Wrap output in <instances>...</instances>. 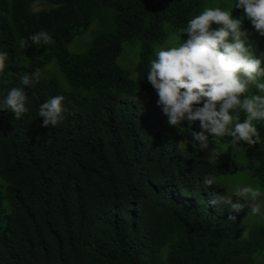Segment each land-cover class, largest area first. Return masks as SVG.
<instances>
[{"label":"trees","instance_id":"trees-1","mask_svg":"<svg viewBox=\"0 0 264 264\" xmlns=\"http://www.w3.org/2000/svg\"><path fill=\"white\" fill-rule=\"evenodd\" d=\"M212 3L0 0V51L8 53L0 99L42 70L25 89L28 113L15 120L0 108V264H264V225L249 209L207 204L210 193L229 192L218 179L243 164L181 149L188 123L167 131L158 104L142 99L156 50L171 34L188 35V21ZM41 30L51 45L27 39ZM87 32L88 48L70 52ZM130 42L139 51L135 78L118 64ZM59 95L65 119L42 127L40 105ZM242 143L244 168L264 189V148Z\"/></svg>","mask_w":264,"mask_h":264},{"label":"clouds","instance_id":"clouds-1","mask_svg":"<svg viewBox=\"0 0 264 264\" xmlns=\"http://www.w3.org/2000/svg\"><path fill=\"white\" fill-rule=\"evenodd\" d=\"M232 10L221 7L205 8L202 13L190 19L183 30L186 40L176 43L175 35L161 47L150 62L147 81L158 96L157 104L167 117L170 126L181 132L183 122H188L190 139L182 141L191 144L201 152L215 154L217 148L229 145L222 138H231L230 147L260 144L264 148V137L257 129V123L264 121V59L254 54L243 27L246 19L260 36H264V0H235ZM233 9H242L243 15L233 16ZM213 24L220 27L214 29ZM34 45H51L52 35L41 30L27 38ZM20 48L28 47L27 41H19ZM8 53L0 51V73L8 64ZM42 70L37 68L30 75L21 77L23 87L8 90L0 99V108L14 114L15 120L30 111L26 87L40 82ZM256 93L252 94V88ZM247 94V95H245ZM63 95L54 96L42 103L38 116L43 118L42 127H56L65 119L66 107ZM241 113L244 119L241 120ZM200 122L201 131H193L192 125ZM210 145H215L210 148ZM205 188L214 185V180L205 179ZM264 199L260 188L240 185L234 190L219 194L210 193L208 205L227 207L230 213L239 214L246 208L249 214H260L257 201ZM229 220H236L237 215Z\"/></svg>","mask_w":264,"mask_h":264},{"label":"rangeland","instance_id":"rangeland-1","mask_svg":"<svg viewBox=\"0 0 264 264\" xmlns=\"http://www.w3.org/2000/svg\"><path fill=\"white\" fill-rule=\"evenodd\" d=\"M209 2V0H208ZM234 0H213L212 3V7H221L224 10H232V8L230 7V5L234 4ZM43 8L42 4H37L35 6V10H41ZM207 8H209V5L207 6ZM242 14H238L235 12V9H233V16L234 17H240L241 15H243V12H241ZM92 27H96V25H93ZM91 27V29H92ZM212 27L214 29L220 27L219 25L213 24ZM243 27L244 29L247 30L248 32V36L247 39L252 47V50L254 52L255 55H257L259 58L264 59V36H260L258 32H256V30L253 28L252 24L250 21L248 20H244L243 21ZM93 28V30H94ZM92 33L91 32H87L85 35H82L78 38H76L68 47L69 51L72 53H81L83 51H85L92 38ZM174 35H170V38L167 42H165L164 44L160 45L159 48L161 47H168V46H173L172 44H170L169 42L173 40ZM176 38V43L178 44L179 42H182V40H186L188 38V35L185 36H175ZM137 42H130V43H126L124 45V50L122 55L120 56L119 60H118V64L123 67L124 69L128 70L130 73H132V76L135 78V74H134V69L135 66L138 62L139 59V51L137 47H129L131 44H134ZM125 49H126V54H125ZM264 66V65H262ZM52 77H55L56 75H51ZM63 80V81H62ZM60 85L63 87L65 85H67L65 78L61 75V80H60ZM147 85L149 87V93L144 94L142 96V99L146 102H154L157 103L158 100V96L156 94L155 89L153 88V86L147 82ZM253 90H255L254 86L252 88V94ZM258 94V93H257ZM247 95V94H245ZM155 100V101H154ZM185 123H188L187 121L183 122L182 127ZM165 125L167 127V131H178L181 132L179 130V128H177L176 126H170L167 122V117L165 116ZM200 122L197 121L194 125H192L193 127H195L198 131H201L200 127ZM260 125V129L259 132H261V135L264 137V121H260L257 123V127ZM190 139V136L187 135H182V141L188 140ZM230 137L229 138H222V140H224L222 143L229 145V147L226 148H217L216 152L214 155H212V153L210 151H206V152H201V151H197L196 149H194L192 147L191 144H188L187 142H183L184 146L195 151L198 153H201L207 157H211L215 160H221L224 162H241L243 164V169L241 170V172L235 176L232 177H223V178H219L218 181L225 185L229 192L234 190L236 187L240 186V185H251L253 187H258L260 188L261 192L264 193V189L261 188L255 180H253L251 178V176L249 175V172L246 168H244L245 166V162L242 159L243 153L241 148L238 146L235 149H232L230 147ZM215 145H210V148H214ZM256 203H258L260 205V214L258 215H251L249 214V219L251 222H258L260 224L264 225V199H261L259 201H257ZM250 211V209H249ZM261 259L259 261V264L262 263Z\"/></svg>","mask_w":264,"mask_h":264}]
</instances>
